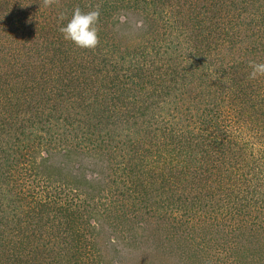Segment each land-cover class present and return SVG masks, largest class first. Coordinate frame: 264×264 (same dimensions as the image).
Here are the masks:
<instances>
[{"label":"trees","instance_id":"1","mask_svg":"<svg viewBox=\"0 0 264 264\" xmlns=\"http://www.w3.org/2000/svg\"><path fill=\"white\" fill-rule=\"evenodd\" d=\"M99 9L100 43L59 31ZM264 0H0V264H264Z\"/></svg>","mask_w":264,"mask_h":264},{"label":"clouds","instance_id":"2","mask_svg":"<svg viewBox=\"0 0 264 264\" xmlns=\"http://www.w3.org/2000/svg\"><path fill=\"white\" fill-rule=\"evenodd\" d=\"M101 12L99 9L83 11L79 7L73 9L70 18L61 16L63 23L59 31L66 41L72 42L81 49H95L100 43L99 22ZM251 72L248 78L255 80L264 76V62L250 61Z\"/></svg>","mask_w":264,"mask_h":264},{"label":"rangeland","instance_id":"3","mask_svg":"<svg viewBox=\"0 0 264 264\" xmlns=\"http://www.w3.org/2000/svg\"><path fill=\"white\" fill-rule=\"evenodd\" d=\"M113 239L107 229H102L98 237L107 264H171L161 255L147 250L144 246L140 250H133Z\"/></svg>","mask_w":264,"mask_h":264}]
</instances>
